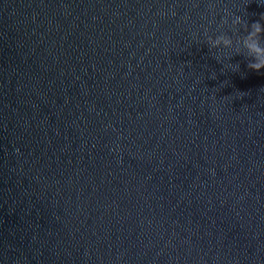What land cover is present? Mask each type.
Returning <instances> with one entry per match:
<instances>
[{
	"label": "water",
	"instance_id": "obj_1",
	"mask_svg": "<svg viewBox=\"0 0 264 264\" xmlns=\"http://www.w3.org/2000/svg\"><path fill=\"white\" fill-rule=\"evenodd\" d=\"M255 22L264 0H0V264H264Z\"/></svg>",
	"mask_w": 264,
	"mask_h": 264
},
{
	"label": "clouds",
	"instance_id": "obj_2",
	"mask_svg": "<svg viewBox=\"0 0 264 264\" xmlns=\"http://www.w3.org/2000/svg\"><path fill=\"white\" fill-rule=\"evenodd\" d=\"M227 22V19H225L224 23ZM232 23L234 26H239L243 24L244 21L242 17L236 16ZM244 27L247 34L240 37L237 43H242L244 48L248 50L251 57L248 63V68L260 72L264 70V46H262L260 42L261 37H264V25L260 22H255L251 24L250 28L247 24H245ZM207 43L213 49H219L221 44H223L225 48L232 47V40L228 35H218L214 38L208 36ZM236 53L240 54V51H236Z\"/></svg>",
	"mask_w": 264,
	"mask_h": 264
}]
</instances>
